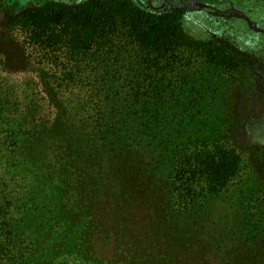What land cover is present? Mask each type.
Instances as JSON below:
<instances>
[{"label": "trees", "instance_id": "trees-1", "mask_svg": "<svg viewBox=\"0 0 264 264\" xmlns=\"http://www.w3.org/2000/svg\"><path fill=\"white\" fill-rule=\"evenodd\" d=\"M224 6L200 27L0 0V264H264L263 155L239 136L256 61Z\"/></svg>", "mask_w": 264, "mask_h": 264}, {"label": "rangeland", "instance_id": "rangeland-1", "mask_svg": "<svg viewBox=\"0 0 264 264\" xmlns=\"http://www.w3.org/2000/svg\"><path fill=\"white\" fill-rule=\"evenodd\" d=\"M9 3L14 2V8L16 13L24 12L31 8H35L39 5H44L49 1H56L69 6H76L85 3L88 0H7ZM137 4L154 9L164 10L172 8L175 5L182 3L180 0H134ZM226 5L234 8L231 12L227 9L228 19L231 18L230 26L239 25L243 30V37L249 41V50L256 61V84L254 92L251 96L245 97L242 100L241 114V128L239 131L240 143L249 148L259 149L260 154L263 155L262 166L264 168V11L261 5L264 4V0H249L250 4H241L238 0H229ZM208 0H185L184 7L188 12V16L194 23L203 27L205 17L208 15V7L212 5L208 4ZM261 3V5H260ZM239 6H238V5ZM5 5V4H4ZM211 8H215L212 6ZM225 8V6L221 7ZM237 8V9H236ZM0 7V25L13 20L14 15H8V12L1 10ZM213 14V13H210ZM218 15V14H217ZM213 14V20H216L220 24L219 20H224V16ZM249 18H248V16ZM236 19V20H235ZM236 21V22H235ZM229 22V20H228ZM226 23V22H225ZM236 23V24H234ZM19 58V54L16 55V59ZM15 59V60H16ZM30 78L29 73H25L20 76V71L14 73L12 79L20 82L21 80ZM261 169V168H260ZM264 174V170H263Z\"/></svg>", "mask_w": 264, "mask_h": 264}, {"label": "flooded vegetation", "instance_id": "flooded-vegetation-1", "mask_svg": "<svg viewBox=\"0 0 264 264\" xmlns=\"http://www.w3.org/2000/svg\"><path fill=\"white\" fill-rule=\"evenodd\" d=\"M184 1L185 0H180V2H182V3H180V4H178L177 6L175 5L174 7H172V8H185L184 6ZM209 2H208V4H210V5H212V6H220V7H222V6H224L225 4L227 5L230 1L229 0H208ZM218 8V7H217ZM186 9V8H185ZM207 9V8H206ZM228 9L229 10H231V9H234V8H231V7H228Z\"/></svg>", "mask_w": 264, "mask_h": 264}]
</instances>
